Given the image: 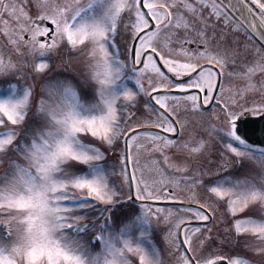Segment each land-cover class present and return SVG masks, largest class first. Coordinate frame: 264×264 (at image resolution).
Listing matches in <instances>:
<instances>
[{
	"label": "snow or ice",
	"instance_id": "6c2138e0",
	"mask_svg": "<svg viewBox=\"0 0 264 264\" xmlns=\"http://www.w3.org/2000/svg\"><path fill=\"white\" fill-rule=\"evenodd\" d=\"M264 0H0V264H264Z\"/></svg>",
	"mask_w": 264,
	"mask_h": 264
},
{
	"label": "water",
	"instance_id": "95a60500",
	"mask_svg": "<svg viewBox=\"0 0 264 264\" xmlns=\"http://www.w3.org/2000/svg\"><path fill=\"white\" fill-rule=\"evenodd\" d=\"M243 119L247 129L255 130L253 139L258 143L264 141V119H261L260 116H245Z\"/></svg>",
	"mask_w": 264,
	"mask_h": 264
}]
</instances>
